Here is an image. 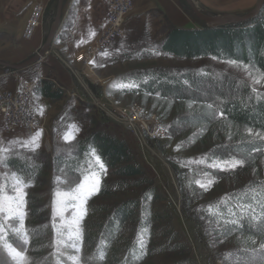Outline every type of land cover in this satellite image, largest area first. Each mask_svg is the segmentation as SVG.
Returning a JSON list of instances; mask_svg holds the SVG:
<instances>
[{
    "label": "trees",
    "instance_id": "16d2710c",
    "mask_svg": "<svg viewBox=\"0 0 264 264\" xmlns=\"http://www.w3.org/2000/svg\"><path fill=\"white\" fill-rule=\"evenodd\" d=\"M164 33L159 51L168 56L236 62L264 75V3L248 22L218 28H207L203 23L197 29L167 26ZM131 79L136 86L127 92L137 95L142 103L152 102L154 109L164 106L165 110H179L169 123L170 132L195 130L191 139L202 142L203 147L207 136L210 144L201 152L203 161L238 158L245 162L264 150V140L244 136L246 131L264 135V92L253 91L247 84L205 67L180 72L145 68ZM33 93L54 103L64 97V91L48 80L37 81ZM218 125L222 131H229L226 139L209 137ZM96 157L107 173H100L99 190L85 205L80 225L82 262L195 264L188 242L174 228L172 213L160 205L164 197L127 141L98 128L79 137L69 154L32 161L13 156L0 162L2 169L34 187L27 198L30 225L34 227L28 234L37 253L33 255L40 257L46 252V244L39 240L45 222L41 196L45 179L54 175L76 181ZM178 180L181 185L185 182L181 172ZM181 205L182 213L191 215L214 239L238 242L225 259L228 264H264V182L240 186L226 196L204 198L199 210L189 201ZM18 240L12 234L6 236L12 245ZM0 263L4 264L1 255Z\"/></svg>",
    "mask_w": 264,
    "mask_h": 264
},
{
    "label": "rangeland",
    "instance_id": "374dc122",
    "mask_svg": "<svg viewBox=\"0 0 264 264\" xmlns=\"http://www.w3.org/2000/svg\"><path fill=\"white\" fill-rule=\"evenodd\" d=\"M77 1L64 0L61 16L63 26L65 22L70 23L69 20L74 15L71 7ZM38 2L35 1L32 4ZM39 3L44 6V14L40 27L44 29L45 42L55 18L57 0H49L44 4L42 2ZM181 3L186 13L197 20L201 26L202 22L194 16L186 2L181 0ZM32 4H26L24 8L18 10L16 17H13L11 22H8V25L4 23V18L1 14L2 9L0 8V58L8 57V53H11L12 47L15 48L18 44L20 46L21 44L26 45L29 43V41L22 39L21 34ZM68 6L69 9L67 11ZM164 28H167V25H162V31H164ZM60 30L59 37L65 40L66 34L63 30ZM119 40L113 41L103 52L107 48L111 49L113 44ZM57 43L56 41L50 49L52 50V55H49L46 61L42 63H37L19 72L0 68L4 74H7L11 78L13 74H30L35 68L38 69V66L45 67L47 60H51L50 63L53 66L62 65L66 69L69 68L73 80L69 93L65 92L63 87L55 84L64 91V97L58 102H53L52 108L32 93L35 112L40 123L44 124V128L42 130L18 128L10 133L0 131V162L4 158L13 156L32 161L35 159L51 160L56 154H69L74 148L75 141L92 128H98L108 134L115 135L127 141L137 160L145 169L146 175L164 197L165 201L160 205L163 207V210L167 208L172 213L174 228L180 231L182 237L184 236L188 242L193 262L195 264H228L225 259L229 253L235 250L238 242H225L214 239L210 231H202L195 221H193L191 215L182 213L183 205L181 203H184V201L192 202L195 210H199L200 205L204 202V198L206 199L216 194L226 196L240 186L254 181L264 182V150L253 154L252 159L249 161L242 162L238 158L225 160L230 163L239 161L240 163L235 168L226 166L224 164L225 161L205 162L200 157L201 152L210 144L207 141V136L204 141L206 145L203 147L202 142L196 143L191 139V133H195V130L170 132L168 128L169 123L178 114V109L165 110L164 106L155 107L154 109L151 105L152 102L142 103L137 95L127 92V90H131L133 87L121 88L119 85L134 84L131 82V77L140 75L145 68H160L166 71L180 72L188 68L199 69L200 67H205L214 72L222 73L226 77L241 81L252 90L255 89L256 92H264V75L250 72L245 67L231 62L215 61L212 59H177L160 52L157 45L146 48L140 47L132 52L120 53L118 56L107 58L102 57V52L92 60H87L88 56L86 58V55L92 45L91 43L85 51L77 52L74 54V58L70 59L71 57L65 54L64 47L55 49ZM34 54L36 52L31 56ZM92 63H98V65L91 66ZM135 107L142 108L163 123L166 129L165 134L152 138L148 137L145 129H143L148 123H143V125H141V122L140 124L136 123L141 127V129L138 128L142 131L144 137L142 139L140 136L141 132L139 133L137 130L139 134H136L132 127L115 120L114 117L118 116L117 114L120 110L131 112ZM93 123L95 124L92 125ZM151 127L149 125L148 129L150 130ZM38 131L40 132V136L36 139L35 145L39 146L36 147L28 142ZM228 132L227 130L222 131V126L218 125L213 132H210L211 135L209 137L217 138L218 140H220V137L226 139L230 135ZM65 133H69L73 139L66 142L64 140ZM244 136L250 139L264 140V135L250 131H246ZM24 145L28 146L25 147ZM101 172L107 173V171H103V168H100L97 160L93 158L83 172V175L76 181H65L62 176L58 177L54 175H50L45 179L46 185L41 190L43 206L45 207V214H43L45 222L42 225V235L39 237V240L46 244L44 246L46 247V252L40 257L33 255L37 253L31 246L32 242L29 234L27 244L22 245L21 240L13 244L14 247L22 245L23 248L27 249L26 255L29 258V264H84L82 262V252L77 254L74 249L65 247L64 241L67 240V232L69 231L65 225L71 224L78 211L83 212V218L85 217V205L98 191L94 192L91 196H87L85 192L81 199L72 200V204L75 205L82 203L83 208L77 210L70 205L68 210L62 213L65 219L61 218V214H54L53 209L55 207L57 212H59L61 201L79 196L81 190L78 188V185L82 180L89 178L91 183L90 177L94 175L100 181ZM180 172L185 176V182L182 185L178 180ZM17 179L9 171L0 167V188L5 189L7 194L15 195V193L11 192V188ZM197 181L200 183L198 184ZM21 183L25 201L22 211L26 214L24 223L29 233L34 227L30 225V210L27 198L28 194H32L35 190L31 185H26L22 181ZM180 188L186 192V195L180 191ZM84 196H87L86 200L83 199ZM184 206L183 208H186V204ZM83 218L80 220L79 228ZM2 220L3 216L0 215V221ZM13 224L18 228L19 220L13 221ZM72 227L74 229L76 226L73 225ZM61 233L64 234L61 235ZM8 234H12L16 238L15 233L12 231H8L5 234V240L0 241V255L4 260V264H15L3 246ZM78 243L80 244V240ZM69 254L77 256L78 259L75 262L70 260L68 258Z\"/></svg>",
    "mask_w": 264,
    "mask_h": 264
},
{
    "label": "crops",
    "instance_id": "0c3cea01",
    "mask_svg": "<svg viewBox=\"0 0 264 264\" xmlns=\"http://www.w3.org/2000/svg\"><path fill=\"white\" fill-rule=\"evenodd\" d=\"M35 1L44 4L49 0ZM35 1L0 0L1 14L5 25H8V22H11V19L16 17L18 10L24 8L26 4H32ZM110 1L78 0L76 3H73L71 10L74 15L69 20L70 23L65 22L63 26V20L61 21L60 31L63 30L66 34V39L62 40L59 37L55 49L64 47V52L71 57L70 59L74 58V54L77 52L85 51L103 29ZM192 2L202 14L209 17H237L245 16L252 12L258 0H192ZM68 9L69 6L67 7V11ZM164 24L176 29H197L200 27L199 22L186 13L181 0H133V9L123 24V37L113 44L111 49L107 48L102 53V57L118 56L120 53H129L140 47L146 48L153 45L160 47L165 37L164 31H162V25ZM43 42L44 29L40 27L32 39L29 40L28 44H21L20 46L18 44L15 48L12 47L11 53H8V57H2L0 61L19 64L25 61V58H30L33 53L37 52L42 47ZM97 65L98 63L91 64V66ZM38 67V69L35 68V72L31 71L30 74H13L11 78L7 74H4L1 68L0 93L4 91L18 92L22 89L25 82H37L39 80L51 81L57 86L63 87L65 92L69 93L71 83H73L69 68L66 69L62 65L51 66V68L48 66ZM41 100L45 101L49 107H53V102L43 98ZM0 131H3L1 128V117Z\"/></svg>",
    "mask_w": 264,
    "mask_h": 264
},
{
    "label": "built area",
    "instance_id": "2783aa9c",
    "mask_svg": "<svg viewBox=\"0 0 264 264\" xmlns=\"http://www.w3.org/2000/svg\"><path fill=\"white\" fill-rule=\"evenodd\" d=\"M132 9L133 0H111L109 2L106 23L88 49L86 55V58L88 56L87 60H92L102 53L113 41L123 37V24ZM43 14L44 6L41 3L38 2L31 5L28 19L21 34L23 40L29 41L32 39L42 24ZM49 55H52V50L39 63L46 61ZM82 58L85 59L84 57ZM50 61L47 60L45 65L48 67L53 66ZM36 83L27 81L18 92L4 91L0 94L1 128L4 133H10L18 128L31 130H42L44 128V124H41L38 119L32 101L33 88ZM117 115V117H114L116 121L129 125L136 134L141 132L140 136L142 139L144 137L142 131H140L141 127L136 123L140 124L141 122V125L148 123L143 129H145L148 137L150 136L151 138L163 136L166 132L163 123L142 108L135 107L131 112H128V110H120ZM149 125L152 126L150 130L148 129Z\"/></svg>",
    "mask_w": 264,
    "mask_h": 264
},
{
    "label": "snow or ice",
    "instance_id": "6c2138e0",
    "mask_svg": "<svg viewBox=\"0 0 264 264\" xmlns=\"http://www.w3.org/2000/svg\"><path fill=\"white\" fill-rule=\"evenodd\" d=\"M236 63V62H232ZM259 83V81H257ZM135 84L132 85H125L121 84L119 87L124 88V87H135ZM255 91V89H253ZM211 107V106H209ZM221 115H223L221 113ZM74 127V126H73ZM40 136V132L38 131L35 136L28 142L29 144L35 145L36 139ZM73 137L69 133H65L64 135V140L70 141L72 140ZM27 147L28 145H24ZM38 147L39 145H35ZM34 150V149H33ZM97 162L99 163V157H96ZM239 161H236L234 163H230L229 161H225L224 164L228 166L229 168H235L237 164H239ZM100 168H103V164H99ZM214 166H219V165H214ZM91 183L89 181V178H86L80 182L78 185V188L81 190V193L79 196H74L71 197L70 199H66L64 201L60 202V209L59 212H57V209L54 207L53 211L54 214H61V218L65 219L63 217L62 213L67 211L69 206L71 205L73 208L79 210L83 208V204L75 205L72 204V200L75 199H81L83 196V193H87V196H91L94 192L98 191L99 188V179L96 178L94 175L90 177ZM199 184L200 182L197 181ZM203 187V185H201ZM11 192L15 193V195L12 194H7L5 189L0 188V215L3 216V220L0 221V241L5 240V234L8 231H12L15 233L16 237L22 241V245H25L28 243V230L25 227V212L22 211L23 206H24V191H23V186L22 183L19 179L16 180V183L12 185ZM87 196H84L83 199H87ZM55 203V202H54ZM243 209V206H241ZM84 213L79 212L78 214L73 218L71 224L65 225L69 229L67 232V240L64 241L65 247L74 249L75 253L79 254L81 252V246L78 243V241L81 238V232L79 228L80 220L83 218ZM19 220V227H15L13 224V221ZM73 225L76 227L73 229ZM64 233H61L63 235ZM19 247H14L12 244L5 242L4 243V248L7 250L9 256L11 259L15 262V264H29V258L26 255L27 249L23 248V246ZM264 247V245H262ZM68 258L72 261H76L78 259L77 256L75 255H68ZM105 257L103 254H101L100 259L103 260Z\"/></svg>",
    "mask_w": 264,
    "mask_h": 264
},
{
    "label": "water",
    "instance_id": "95a60500",
    "mask_svg": "<svg viewBox=\"0 0 264 264\" xmlns=\"http://www.w3.org/2000/svg\"><path fill=\"white\" fill-rule=\"evenodd\" d=\"M194 14V16L201 21L207 28H218L226 25L239 24L252 20L261 10L264 0H258V3L254 10L245 16H216L209 17L200 12V10L194 5L192 0H184ZM64 0H57L56 14L51 25L49 32L46 36L45 42L42 47L30 58L19 64H11L4 61H0V68L10 70L12 72L22 71L30 66H33L45 57L50 51L52 45L59 39V29L61 26V16Z\"/></svg>",
    "mask_w": 264,
    "mask_h": 264
}]
</instances>
